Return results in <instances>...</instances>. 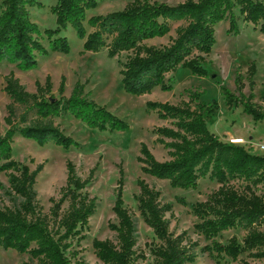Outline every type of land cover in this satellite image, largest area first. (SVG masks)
<instances>
[{"label":"trees","instance_id":"trees-1","mask_svg":"<svg viewBox=\"0 0 264 264\" xmlns=\"http://www.w3.org/2000/svg\"><path fill=\"white\" fill-rule=\"evenodd\" d=\"M98 5L99 0H56L51 7L56 27L42 31L31 14L32 8H44L41 0H0V61L30 70L38 65V56L69 53L71 44L63 32L71 28L84 40L85 52L106 49L111 59L127 53L125 61H118L123 88L128 94L142 96L158 87L171 91L173 86L166 82V76L178 68H186L199 77L208 76L205 56L217 43V25L229 20V31L239 33L236 10L264 35V0H185L177 5L133 0L122 10L88 18V12ZM86 22L92 31H88ZM174 23L180 24L168 44L147 43L170 34ZM256 73V63L252 62L247 70L249 95L244 93L245 83L240 74L234 81L238 94L225 86L221 90L226 105H241L243 112L257 122L264 120V110L254 102ZM35 85L36 91L30 92L14 72L5 77L3 90L10 102L5 117L8 129L5 133L0 130V172L8 177L9 193L18 202L12 207H0V247L29 254L30 260L24 264H71L72 257L78 255L72 249L74 241L79 244L87 238L85 230L98 207L97 198L87 191L95 168L83 178L68 160L66 184L61 187L59 197L50 198L52 206L45 212L36 190L44 163L32 170L28 164L14 159V138L20 135L39 146L54 144L69 150L82 145L65 134L56 117L70 114L90 128L111 133L129 130L130 125L92 100L85 92V83L78 81L69 97L64 94L65 76L59 97L53 93L51 76L44 83L36 81ZM201 95L191 93L188 101L179 104L146 103L148 111H156L161 120L170 121V126H158L153 132L157 143L169 149L171 158L160 161L146 143H141L137 160L144 173L168 180L174 188L195 190L200 178L207 175L216 180L219 187L206 200L179 201L189 206L198 220L195 230L207 242L202 252L217 263L229 258L240 264H252L241 256L248 253L250 258L264 259V194L256 189L264 185V155L253 153L244 145L224 142L212 132L206 116L213 115L217 102L207 105L200 101ZM119 173L113 206L117 223L109 224L116 233L115 239L95 238L93 248L104 264H138L139 260H147V255L137 249V217L125 205L122 166ZM236 181L245 185L237 186ZM138 186V210L158 240L149 244L154 264L194 263L200 243L186 231L179 235L170 231L166 216L173 215V204L163 202L161 192L145 180L139 179ZM65 202L68 208L63 211ZM239 228L245 231L242 239L233 235L225 242L220 240L224 232Z\"/></svg>","mask_w":264,"mask_h":264},{"label":"rangeland","instance_id":"rangeland-1","mask_svg":"<svg viewBox=\"0 0 264 264\" xmlns=\"http://www.w3.org/2000/svg\"><path fill=\"white\" fill-rule=\"evenodd\" d=\"M133 0H99L96 9L88 12V18L94 15H105L110 12L122 10ZM164 2L169 5H177L185 0H152ZM44 8H32L33 21L42 31L55 28V16L51 7L56 0H41ZM239 23V33H231L229 20H224L217 25V43L212 52L205 56L204 67L208 76L199 77L193 75L186 68H178L177 71L167 74L166 82L171 83V91H163L159 87L152 93L135 96L125 92L122 85L121 67L118 61H125L127 53L120 57L108 58L107 50L100 52H85L84 40L77 37L71 28L63 32L70 41L69 53L51 52L48 56H38V65L30 70H21L15 64L0 61V130L5 133L8 126L5 123L7 115L6 105L10 102L9 96L4 92L5 77L14 72L20 81L30 92L36 91V81L45 82L49 75L52 79L53 93L59 97V87L62 77H66L65 96L69 97L78 81L85 83V92L97 104L105 106L107 110L122 120L129 123L126 131H99L90 128L73 115L59 116L55 118L57 124L66 135L72 136L81 148L71 147L63 149L54 144L39 146L35 141L26 139L20 135L14 138L12 144L13 158L26 163L33 170L40 163H44V169L37 177L36 190L38 199L49 212L52 206L51 197H59V191L66 184V163L71 160L76 165L77 173L87 178L90 171L95 168L93 181L88 185L87 191L97 198L98 207L96 213L90 218L88 228L85 230L87 238L79 244L74 241L73 250L78 251L76 257H72L71 264H104L99 260L93 248V240L115 239L116 233L109 228L110 223H117L113 212L116 198L117 182L120 177V166L124 170L123 198L125 205L132 210L137 217L138 242L137 249L147 255V260H139L138 264H154L149 244L158 242L153 230L148 227L138 210L137 196L140 189L138 180H145L150 186L161 192L163 202L173 204V215L167 214L170 223V231L176 235L186 231L194 241H198V258L192 264H240V261H232L226 258L220 263L211 258L207 252H202L206 245L204 238L195 230L197 218L192 214L191 208L182 204L179 199L188 203L206 200L210 194L219 187L216 180L207 175L199 180V186L195 190L174 188L168 180L158 179L144 173L142 164L138 162L141 143H146L160 160H169V149L157 143V136L153 130L158 126H170V121L161 120L156 111H148V101L170 102L179 104L188 101L190 94L201 93L200 101L207 105L217 102L213 115L206 116L210 130L217 134L224 142H230L231 137L243 139L245 148L257 154L264 155L261 149L264 145V120L254 121L243 112L241 105L229 107L226 105L221 86H225L237 93L235 78L242 76L245 83L244 93H251L247 70L252 62L256 63L257 73L254 77L253 89L254 102L264 110V35L251 23H247L236 10ZM180 23H174L170 34L165 37L148 40L150 45L162 46L175 37V29ZM88 31L92 28L86 22ZM44 43L47 45L48 41ZM237 186L245 185L243 181H236ZM258 193L264 194V185L256 187ZM18 199L9 193L8 177L0 172V207L14 206ZM68 208V202L63 205V211ZM245 231L241 228L226 231L221 241L225 242L233 235L243 238ZM241 258L248 259L252 264H264V259L248 257L245 253ZM30 260L29 254H19L16 251L4 250L0 247V264H24Z\"/></svg>","mask_w":264,"mask_h":264},{"label":"built area","instance_id":"built-area-1","mask_svg":"<svg viewBox=\"0 0 264 264\" xmlns=\"http://www.w3.org/2000/svg\"><path fill=\"white\" fill-rule=\"evenodd\" d=\"M230 142H231V143H234V144H239V145H241V143H243L244 140L241 139V138H240V139H236V138H234V137H231ZM261 149L264 150V145H262Z\"/></svg>","mask_w":264,"mask_h":264},{"label":"crops","instance_id":"crops-1","mask_svg":"<svg viewBox=\"0 0 264 264\" xmlns=\"http://www.w3.org/2000/svg\"><path fill=\"white\" fill-rule=\"evenodd\" d=\"M253 153H255V152H253ZM255 154H257V153H255ZM259 155H262V154H259Z\"/></svg>","mask_w":264,"mask_h":264}]
</instances>
